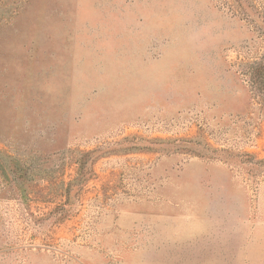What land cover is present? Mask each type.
Returning <instances> with one entry per match:
<instances>
[{
  "label": "rangeland",
  "instance_id": "1",
  "mask_svg": "<svg viewBox=\"0 0 264 264\" xmlns=\"http://www.w3.org/2000/svg\"><path fill=\"white\" fill-rule=\"evenodd\" d=\"M0 264H264V0H0Z\"/></svg>",
  "mask_w": 264,
  "mask_h": 264
}]
</instances>
